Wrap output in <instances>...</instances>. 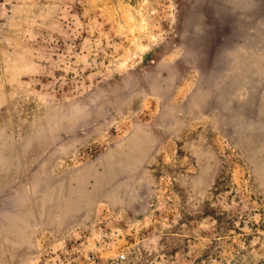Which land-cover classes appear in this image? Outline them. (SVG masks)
<instances>
[{
	"label": "rangeland",
	"instance_id": "obj_1",
	"mask_svg": "<svg viewBox=\"0 0 264 264\" xmlns=\"http://www.w3.org/2000/svg\"><path fill=\"white\" fill-rule=\"evenodd\" d=\"M72 263L264 264V0H0V264Z\"/></svg>",
	"mask_w": 264,
	"mask_h": 264
},
{
	"label": "built area",
	"instance_id": "obj_2",
	"mask_svg": "<svg viewBox=\"0 0 264 264\" xmlns=\"http://www.w3.org/2000/svg\"><path fill=\"white\" fill-rule=\"evenodd\" d=\"M118 256H119L120 258H124V257H125V254L121 253V254H119ZM91 259H92V257H91L90 255L85 256V260H86V261L90 262ZM72 264H76V263H72Z\"/></svg>",
	"mask_w": 264,
	"mask_h": 264
}]
</instances>
